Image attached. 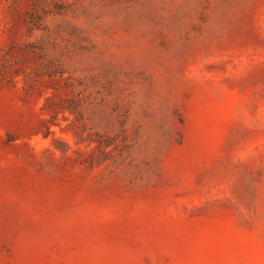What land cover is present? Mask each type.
Segmentation results:
<instances>
[{
  "label": "rangeland",
  "instance_id": "1",
  "mask_svg": "<svg viewBox=\"0 0 264 264\" xmlns=\"http://www.w3.org/2000/svg\"><path fill=\"white\" fill-rule=\"evenodd\" d=\"M0 264H264V0H0Z\"/></svg>",
  "mask_w": 264,
  "mask_h": 264
}]
</instances>
